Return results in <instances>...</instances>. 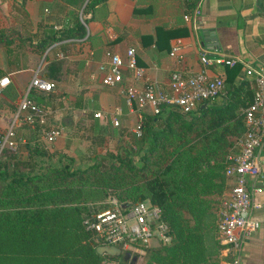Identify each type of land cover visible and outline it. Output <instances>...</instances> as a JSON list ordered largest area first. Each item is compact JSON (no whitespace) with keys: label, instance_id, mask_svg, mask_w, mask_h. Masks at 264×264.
Returning a JSON list of instances; mask_svg holds the SVG:
<instances>
[{"label":"trees","instance_id":"trees-1","mask_svg":"<svg viewBox=\"0 0 264 264\" xmlns=\"http://www.w3.org/2000/svg\"><path fill=\"white\" fill-rule=\"evenodd\" d=\"M59 1L72 15L67 27L43 32L34 43L19 37L38 56L57 40L82 38L87 19L79 17V10L91 19L94 8L105 0ZM195 6V0H135L131 15L149 17L156 8H163L181 18ZM189 31L179 21L172 27L155 26L153 38L141 35L140 39L142 43L151 39L157 50H167L170 38L184 37ZM9 32L0 29V46L6 52ZM238 69V64L226 67V97L220 102L204 101L189 113L165 106L157 115L142 114L139 128L146 147L138 166L127 155H116L105 168L92 163L71 169L68 163H41L45 151L37 144L25 145L24 160L1 149L0 264H104V260L128 264L120 257L97 254L95 247L101 243L82 223L92 211L107 207L84 204L88 195L99 192L102 197L113 194L126 205L148 198L159 208L170 242L145 249L139 264H221L224 256L215 235V212L224 197L227 156L244 130L241 109L252 98L246 81L233 84ZM61 73L62 62L53 60L41 75L55 84ZM28 94L37 104L44 100L32 89ZM210 215L212 221L207 224L204 219ZM208 230L215 232L209 245L205 242Z\"/></svg>","mask_w":264,"mask_h":264},{"label":"crops","instance_id":"crops-1","mask_svg":"<svg viewBox=\"0 0 264 264\" xmlns=\"http://www.w3.org/2000/svg\"><path fill=\"white\" fill-rule=\"evenodd\" d=\"M195 2L199 11L196 17V37L191 33L190 21L183 18L185 14L181 18L178 13L173 17L166 12L167 9L156 8L154 15L137 18L131 15L135 0H105L94 8L91 19L89 14L82 15V18L87 19V23L84 24L85 35L82 38L68 37L57 40L38 56L26 48V43L20 41L19 37H29L27 41L31 40L34 43V38L41 36L43 32L50 33L67 27L69 9L59 0H25V13L31 26L23 27L17 24L15 27L6 28L0 24V29L10 30V34L6 33L5 37L12 36L9 52L0 46V79L6 77L9 81L6 86L0 85V128L5 120L12 116L10 108L1 106L4 100L9 101L7 91L12 95L19 93L30 79L38 57L42 61V70L50 61L62 62L60 80L53 85L52 90L55 94H60H57V99L63 100L67 97L68 101L71 100L72 107L69 111L71 116H67V122L75 123L79 120L89 130L104 123V120L93 117V113L97 111L103 112L102 114L107 112L114 114L116 111L119 113L117 123L126 130H130L133 127L132 123L137 120L138 111L122 104L117 86H103L98 71V66L107 61L106 53H117L123 57L128 47L135 49L136 63L143 67L144 77L161 86L166 85L168 73L174 69H180L185 74H193L204 69L208 75H221L224 78L226 67L216 63L212 57L214 50L222 51L241 61L233 84L244 80L251 89V81L243 76L242 70L243 65L264 68V0H195ZM45 8L51 16H64L62 21L60 19L61 24L51 26L40 23L37 28V23L43 16L41 10L45 11ZM179 21L190 31L184 37L170 38L167 41V50H157L151 39L141 42V35H150L153 38L155 26L172 27ZM176 40H179L181 45L178 54L182 58L178 62L174 56L169 55L170 47ZM203 40L204 43L201 44ZM202 50L206 52L209 60L205 67L199 61ZM130 82V77L126 76L121 85ZM225 97L226 87L222 94L212 101L220 102ZM107 118L106 120L109 119ZM72 142L79 144L76 138ZM59 147L61 148V145ZM62 151L73 156L68 149L62 148ZM260 160L262 178L256 183L262 187V191L253 195V201L257 206L252 209L251 217L261 221L264 216V151L260 153ZM231 184L232 180L227 178L224 195ZM240 264H264V223L253 235L244 239Z\"/></svg>","mask_w":264,"mask_h":264},{"label":"built area","instance_id":"built-area-1","mask_svg":"<svg viewBox=\"0 0 264 264\" xmlns=\"http://www.w3.org/2000/svg\"><path fill=\"white\" fill-rule=\"evenodd\" d=\"M198 7L195 6L183 16L190 21L191 33L196 37ZM181 45L176 40L170 47L169 55L178 62L182 57L178 54ZM107 61L98 66L100 83L103 86H121V93L128 106L137 111V122L133 132L140 133L142 114L157 115L161 107L174 106L181 113H189L197 105L216 98L224 90V78L221 75H208L204 69L193 74H185L180 69L168 73L165 86L144 77V69L136 63V53L133 47L125 50L124 56L117 53H106ZM212 57L220 65L231 67L241 61L233 56L214 50ZM199 61L205 67L209 60L202 50ZM34 71L32 80L21 95L13 115L11 124L0 139L2 147L12 148L13 124L19 118L33 121L40 117L42 110L29 96V91H49L52 83L41 80ZM243 76L251 81L252 98L250 103L241 109L244 130L237 138L235 149L227 156L228 164L224 169L226 179L232 184L224 195L216 217V234L218 243L222 246L224 259L221 264H240L241 246L245 238L253 235L264 223L251 217V211L257 206L253 195L260 193L262 187L256 183L262 178L260 168V153L264 151V68L243 65ZM129 76L131 82L121 85L124 77ZM7 78L0 79V85L7 83ZM103 116L100 111L93 117ZM112 124L117 126L116 119ZM57 129H52L43 138L45 143L52 142L58 135ZM108 207L92 211L82 221L86 230L93 232L94 239L101 245L118 247L121 252L129 251L134 245L158 242H168L170 235L168 226L163 220L159 208L148 199H143L133 205L118 204L109 199ZM124 206L123 208L121 206Z\"/></svg>","mask_w":264,"mask_h":264},{"label":"rangeland","instance_id":"rangeland-1","mask_svg":"<svg viewBox=\"0 0 264 264\" xmlns=\"http://www.w3.org/2000/svg\"><path fill=\"white\" fill-rule=\"evenodd\" d=\"M0 2V24L5 25L6 28H12L13 26H17L19 24L23 27L31 26L30 22L27 20L25 13V0H1ZM86 2V0H85ZM84 2V3H85ZM84 3L81 5L83 7ZM47 8V7H46ZM41 10V19L37 23V28L42 24L49 25H59L61 21L64 19L63 17L51 16L49 12L46 10ZM79 17L80 14L79 10ZM72 15L67 16V20H69ZM61 19V21H60ZM41 23V24H40ZM5 30V29H4ZM7 31V29H6ZM10 34V33H8ZM11 35H8L9 40L12 38ZM35 69L31 73L30 79L27 81L25 86L19 91L18 94L12 95L7 91L6 96L7 100L1 103V106L4 108H10L12 112V116L5 120L4 125L0 128V139L5 133L7 127L10 126L11 121L13 119V115L15 113L16 105L27 88L28 84L32 80L34 71L38 68L37 76L39 79L45 80L42 73V61L41 58L38 57L36 63L34 64ZM50 82V81H48ZM51 83V82H50ZM9 81L7 80L8 85ZM53 84V83H52ZM55 85V84H53ZM116 87V86H115ZM119 90H121V86H117ZM49 91H37L36 93L43 97V102L38 104L42 110V114L40 117H36L33 121H27L24 117L19 116L17 120L13 124V141L14 145L12 148L2 147L1 149L11 151L14 153L19 159L24 160L27 153V148L25 145L33 146L37 144L39 147L44 149L45 154L41 158H39L40 162L44 165L51 166H61L65 163H68L69 168L71 169H82L92 163H97L100 168H105L108 164L114 160L116 155H127L130 159L131 163L135 165L140 164L139 157L142 155L145 147L146 141L141 140V135H136L133 130L135 129L136 122L132 123L133 127L130 130H126L121 127L119 124L114 126L112 124V120L117 119L118 114L115 111L114 114L111 112L104 113L103 116H100L99 119L104 120V123L98 124L99 126H95L93 129H87L84 125H82L81 121H75V123L67 122V116H71L69 112L72 107L71 100L68 101L67 97H64L63 100L57 99V94L52 90ZM122 97V104H126L124 97L120 91ZM120 104V103H119ZM127 105V104H126ZM130 108H134L133 106H129ZM91 112H89L90 114ZM103 113V112H102ZM88 114V113H87ZM88 114V115H89ZM150 115V114H148ZM106 117H108L106 120ZM57 129L59 131V135L52 141L45 143L43 138L45 134L52 130ZM76 138L79 144H74L72 140ZM83 143V144H81ZM61 145V148L59 147ZM63 145V146H62ZM81 145V146H79ZM62 148L68 149L71 151L73 156L68 155L67 153L62 151ZM0 149V152H1ZM73 149H75L73 151ZM3 150V152H4ZM226 188V187H225ZM225 192V189H224ZM109 199H114L118 204H123L117 200L113 194L106 195L105 197L101 196V193H94L92 195H88L84 204L88 207H92L99 204H107ZM146 199V198H145ZM148 199V198H147ZM105 207V208H107ZM103 208V209H105ZM220 205L215 212V217H217V213L219 211ZM102 210V209H100ZM205 223L210 224L212 221V216H206L204 219ZM214 231L208 230L205 233V242L209 245L212 241ZM216 235V233H215ZM217 237V235H216ZM168 242L162 243H152L150 245L147 244H137L130 248V253L136 255L137 260L135 264H139L141 261V256L143 255L145 249L156 248L161 245L167 244ZM104 264H113L111 260H104Z\"/></svg>","mask_w":264,"mask_h":264},{"label":"water","instance_id":"water-1","mask_svg":"<svg viewBox=\"0 0 264 264\" xmlns=\"http://www.w3.org/2000/svg\"><path fill=\"white\" fill-rule=\"evenodd\" d=\"M208 42V41H207ZM204 43V40L201 41V44ZM124 207L123 205L121 206ZM95 251L97 254H105L112 257H120L123 261L127 262L128 264H135L137 257L134 254H131L129 251H123L111 245H98L95 247Z\"/></svg>","mask_w":264,"mask_h":264}]
</instances>
